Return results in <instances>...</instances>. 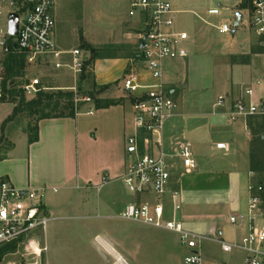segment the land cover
Here are the masks:
<instances>
[{
	"label": "crops",
	"instance_id": "1",
	"mask_svg": "<svg viewBox=\"0 0 264 264\" xmlns=\"http://www.w3.org/2000/svg\"><path fill=\"white\" fill-rule=\"evenodd\" d=\"M84 1L85 10L80 13L86 29L83 39L97 50L88 67L90 82L96 99L118 104L101 109L93 103L81 104L72 118L41 120L37 123V140L32 143L28 142V128L21 126L20 115H16L0 132L7 144L0 157V178L19 189L44 191V204L53 215L39 240L46 252L58 228L55 222L94 219L98 224L83 225L85 231L79 241L84 247L95 245L105 251L110 260L100 264H168L182 249L176 234L121 218L124 208L136 201L126 194L128 190L121 181L129 161L126 140L136 132L133 103L122 90L121 80L138 61L143 18L132 9L134 0H120L125 4V15H111V25L106 27L103 15L97 14L98 35L89 28L93 15L87 6L93 0ZM163 1L172 10L173 32L186 35V40L177 45L184 57L170 58L162 64L164 92L176 104L162 131V150L170 167V190L177 194L174 202L179 206L175 211L167 196L164 217L174 216L186 230L204 237L198 244L203 264V256L210 260L207 254L212 245L220 248V243H239L251 229L264 231L261 206L251 213L248 209L250 198H259L253 190L258 174L250 170V155L252 141L255 154L257 140L264 134V117L233 121L228 117L232 103L248 101L246 90H252L254 103L262 97L264 61L258 56L257 43L244 40L241 34L236 37L237 29L230 30L231 38L227 35L223 45L214 40L216 35L228 34L221 27L230 22L234 25L237 14L240 20L236 28L241 26L247 13L238 9L242 0H218L221 10L200 5L197 0ZM53 14L58 49H78L80 39L73 35V28L71 36L65 35L67 20L55 10ZM221 15L219 25H214L213 20ZM108 46L112 47L110 51L106 50ZM81 51L90 55V50ZM140 80L150 83L145 74H140ZM12 110L11 104L0 103V127ZM251 132L259 133L252 137ZM179 144L188 145L191 151L195 168L190 173H184L177 157ZM73 198L77 204L68 203ZM66 207L72 213L94 211L97 215L58 216ZM153 246L159 248L157 252L151 251ZM235 251L244 255L248 264L244 252L229 253ZM46 252L45 263L52 264ZM186 254L185 250L183 258ZM224 264L235 262L229 259Z\"/></svg>",
	"mask_w": 264,
	"mask_h": 264
},
{
	"label": "built area",
	"instance_id": "2",
	"mask_svg": "<svg viewBox=\"0 0 264 264\" xmlns=\"http://www.w3.org/2000/svg\"><path fill=\"white\" fill-rule=\"evenodd\" d=\"M131 7L142 15L143 28L138 36L140 59L132 63L121 80L122 90L133 103L136 129L134 136L126 140L129 161L121 181L136 201L124 208L121 218L176 234L180 245L187 250L183 264H201L198 244L204 237L186 230L174 216L164 217V199L167 196L171 197L175 211L179 206L174 202L177 194L170 190L171 172L162 150V131L176 108V104L167 98L161 83L162 64L170 58L184 57V53L177 51V45L186 40V35L173 32L172 10L167 2L134 0ZM53 10L54 0H0V67L8 54L16 53L30 65L42 62L55 72L81 74L90 55L78 49H58L54 41ZM248 11L249 26L260 50L258 56L264 61V0H254ZM10 15H16L18 19L14 37L8 33ZM221 31L229 33L230 28L223 25ZM140 74L147 75L150 83H142ZM260 81L262 97L254 103L252 90H246L244 95L248 101L241 99L232 103L228 113L230 120L264 117V73ZM38 85L34 80L22 89L26 95L35 96L41 90ZM69 89L75 92V88ZM90 101L87 97L78 99L74 94V106ZM177 148L184 173L192 172L195 164L188 145L179 144ZM43 195V190L19 189L0 178V248L7 245L23 247L26 255H33L38 264L46 252L39 240L53 219L46 209ZM260 202L259 198L252 196L249 212H253ZM234 221L230 219L231 223ZM220 248L224 253L233 250L244 252L248 264H264V231L251 229L239 243H220Z\"/></svg>",
	"mask_w": 264,
	"mask_h": 264
},
{
	"label": "rangeland",
	"instance_id": "3",
	"mask_svg": "<svg viewBox=\"0 0 264 264\" xmlns=\"http://www.w3.org/2000/svg\"><path fill=\"white\" fill-rule=\"evenodd\" d=\"M200 5L203 6H215V10H221V7L217 6L218 0H197ZM85 1L84 0H54V10L55 14L61 15L67 21V29L65 31V35L71 36V30L73 28L74 32L73 35L79 37L80 45L78 50L89 51L95 50L91 45L84 42L83 33L86 31L84 30V26L81 23V14L85 10ZM125 4L123 1L120 0H93L89 6H87V11L90 10L93 17L91 18L92 23L90 31H96L97 34H100V25L97 24V14H102L103 18L106 21V27L111 25V15L122 17L125 15ZM246 12H249L246 10ZM96 17V18H95ZM95 18V19H94ZM220 19H223L222 15L217 16L216 19L213 20L214 25H219ZM250 17L249 14L246 13L243 16L242 24L239 28L234 27L233 22L226 24L230 30L237 29L236 37L241 34L246 41H252L257 43V38L253 34L250 26ZM97 28V29H96ZM65 29V27L63 28ZM217 32V31H216ZM228 37H230V32L226 35H219L214 38L219 44L223 45V43H227ZM231 38V37H230ZM108 51L111 50V46L106 47ZM77 49V48H76ZM101 51V49H98ZM86 55V53H84ZM97 55V53H96ZM89 65H85L81 74L74 75L70 72L63 71V72H55L53 71L48 65L39 62L34 65H30L25 63V61L21 62L19 66L11 65L10 70L8 73L2 72L0 67V82L4 80L6 77V93L1 94L0 96V103L11 104L13 108L18 102V98L13 99L10 97L8 92L15 91V92H22L23 96L26 101L33 100L34 96L26 95L23 91V87L28 85L31 81L37 80L38 81V88L42 91L47 92L49 94L56 93L57 91L61 92H73V94H77L78 99L82 98H89L91 101L90 103L95 104L96 97L95 96V89L90 82V75L88 72ZM75 88L74 91H70L69 88ZM99 100V99H98ZM108 100V99H107ZM103 101V102H107ZM83 103H78L74 106V112L79 109V107ZM23 112L20 114L21 126H29L34 125L35 118L27 117L29 110L21 109ZM264 136V134H262ZM7 144L3 140L0 141V157L3 154L2 150L6 148ZM255 157L256 159L264 157V145L256 144L255 146ZM262 182L264 186V174H258L254 177L253 187L254 193L258 189V183ZM74 195L77 192L73 193ZM92 194H95L93 192ZM127 195H131L128 191L126 192ZM257 195V194H256ZM74 197V196H73ZM44 201V198H43ZM68 203L70 204H77L78 200L73 198ZM259 206H262V202H260ZM68 207L63 209V214L58 216H77V215H90L96 216V212H89L84 213L80 211H76L74 213L70 212ZM82 213V214H81ZM53 218V215H51ZM99 220H91V221H69V220H59L55 222L57 225V229L55 230L54 238L49 239L48 243V251L46 255L49 257L52 264H100L102 261L109 259L106 255L105 251L100 246H92L87 248L83 246V243L80 241L81 237L83 238L85 227L83 225H89L90 223L94 224L96 222L98 224ZM50 225V224H48ZM80 239V241H79ZM40 243V242H39ZM41 246V244H40ZM158 247L153 246L151 247L152 252H157ZM186 250V249H185ZM184 248L180 247L179 251H176L177 254L173 256L171 261L168 264H183V255H184ZM187 251V250H186ZM27 251L23 247L14 248L11 252L6 253L0 258V264H38L35 257L33 255H26ZM24 255V256H23ZM208 257L210 260H205V256L202 257L203 264H224L225 261L231 259L235 262V264H245L244 262V255L235 251L232 253H223L219 247L212 245L210 249H208ZM154 258L152 257V260ZM110 260V259H109ZM108 260V261H109ZM39 264H46L45 263V253L41 255V261Z\"/></svg>",
	"mask_w": 264,
	"mask_h": 264
},
{
	"label": "trees",
	"instance_id": "4",
	"mask_svg": "<svg viewBox=\"0 0 264 264\" xmlns=\"http://www.w3.org/2000/svg\"><path fill=\"white\" fill-rule=\"evenodd\" d=\"M254 0H242L238 9L241 10H249L251 9V4ZM95 52L91 49L90 50V59L85 64L90 65L91 62L96 58ZM140 59V54L137 57ZM24 61L22 55L16 53L8 54L3 62H2V72L8 73L10 70L11 65L19 66L21 62ZM6 77L4 80L0 82V93H6ZM10 97L13 99L18 98V102L12 110L11 117L8 120L4 121L0 127L1 134L3 133L5 124L10 121L13 117L23 112L21 109L29 110L27 117L35 118L34 125L28 127V134L30 137L28 138V142L32 143L37 140V123L41 120L45 119H60V118H72L74 117V109H73V92H61L57 91L56 93H47L44 91H39L35 94L33 100L26 101L22 92H15L11 91L8 92ZM0 94V96H1ZM118 104V102L107 101L103 102L101 100H95V108H107L109 106H114ZM264 123V122H263ZM250 128V125H249ZM251 129V128H250ZM252 137L257 136L259 132H251ZM261 133V132H260ZM264 133V132H263ZM2 137L0 138V140ZM257 142L259 144L264 145V136L258 138ZM254 140L252 141V152L250 155V170L256 174H263L264 173V157L256 159L255 154L253 152L254 147ZM254 190V188H253ZM257 196L259 197L260 201L262 202L261 209L264 213V186L260 181L258 183V189L256 190ZM15 247L13 245H7L0 248V258L5 255L6 253L11 252Z\"/></svg>",
	"mask_w": 264,
	"mask_h": 264
},
{
	"label": "water",
	"instance_id": "5",
	"mask_svg": "<svg viewBox=\"0 0 264 264\" xmlns=\"http://www.w3.org/2000/svg\"><path fill=\"white\" fill-rule=\"evenodd\" d=\"M237 20L234 24V27L238 25V21L240 20V15L237 14L236 16ZM17 25H18V19L16 15H10L8 17V33L10 36L14 37L17 34Z\"/></svg>",
	"mask_w": 264,
	"mask_h": 264
},
{
	"label": "bare ground",
	"instance_id": "6",
	"mask_svg": "<svg viewBox=\"0 0 264 264\" xmlns=\"http://www.w3.org/2000/svg\"><path fill=\"white\" fill-rule=\"evenodd\" d=\"M111 252V251H110Z\"/></svg>",
	"mask_w": 264,
	"mask_h": 264
}]
</instances>
